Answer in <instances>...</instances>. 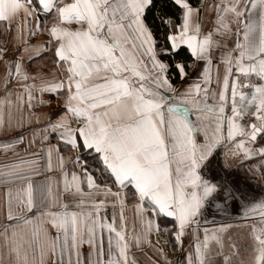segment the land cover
I'll use <instances>...</instances> for the list:
<instances>
[{"label":"snow or ice","instance_id":"6c2138e0","mask_svg":"<svg viewBox=\"0 0 264 264\" xmlns=\"http://www.w3.org/2000/svg\"><path fill=\"white\" fill-rule=\"evenodd\" d=\"M0 28V264H143L153 234L166 264H264V199L243 251L203 218L225 169L264 182V0H0Z\"/></svg>","mask_w":264,"mask_h":264},{"label":"crops","instance_id":"0c3cea01","mask_svg":"<svg viewBox=\"0 0 264 264\" xmlns=\"http://www.w3.org/2000/svg\"><path fill=\"white\" fill-rule=\"evenodd\" d=\"M4 39L5 37L3 35V29L0 28V41H3ZM2 71L3 70L0 69V72ZM213 72H215V69H213ZM244 91L247 92L249 90L244 89ZM249 107L251 110V106ZM14 115L16 114L14 113ZM5 118H7V109H5ZM192 118H195L194 114ZM226 150L227 149H225V151ZM11 159L12 157L10 154L5 156L3 150L0 149V165L7 164L9 161H11ZM225 172L230 173L239 181L238 191L235 193V198L234 200L228 199L223 214H221L214 205H205L203 209V218L209 220L215 219L217 222L222 221L231 225L232 238L237 241V244L241 247V251H243V245L245 241L242 237L245 235L246 229H243L239 226L244 225L248 222L244 218L243 213L250 210L251 204L254 202H258L260 199H264V182L260 181L258 175H253L251 172H249L247 164L243 162L240 165L234 164L233 167L225 169ZM219 195L220 197L227 198L223 189L221 190V193ZM232 195V192L227 193V196ZM3 198L4 190L3 188H0V202H2ZM246 204H249V209L243 208ZM125 216L127 220V226L130 231L133 229L135 231H141V226L135 217L133 208H127L125 211ZM254 218L257 220L259 219L258 215H256ZM209 227H211V225H209ZM157 239H159L161 243L156 247H161L167 240V235L163 234L158 237L157 235L153 234L150 236V240L153 245L156 244ZM156 247H145L142 252H138V256L140 260L143 261V264H149V261L147 259L148 257H151L153 260L160 259L164 262V264H166V260L180 259L179 254L173 251L170 243L165 248V252L167 254L166 258L163 256L157 257L156 255H154V253L156 252Z\"/></svg>","mask_w":264,"mask_h":264},{"label":"trees","instance_id":"16d2710c","mask_svg":"<svg viewBox=\"0 0 264 264\" xmlns=\"http://www.w3.org/2000/svg\"><path fill=\"white\" fill-rule=\"evenodd\" d=\"M171 245V244H170Z\"/></svg>","mask_w":264,"mask_h":264}]
</instances>
